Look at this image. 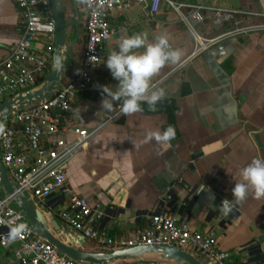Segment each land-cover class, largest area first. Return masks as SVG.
<instances>
[{
  "label": "crops",
  "instance_id": "crops-1",
  "mask_svg": "<svg viewBox=\"0 0 264 264\" xmlns=\"http://www.w3.org/2000/svg\"><path fill=\"white\" fill-rule=\"evenodd\" d=\"M63 1L67 33L73 35L67 41L71 55L65 83L80 66L85 28L81 0H75L78 18L74 0ZM170 1L204 5L231 15L216 24L212 12L204 13L205 21L195 33L204 40H215L204 51H198L193 34L166 4L151 19L143 7L110 16L115 35L94 73L93 86L72 101L71 112L65 116L69 125L91 134L67 163V185L76 198L103 215L99 230L108 239H129L136 231L148 228L154 214L168 209L193 232L212 230L217 248L233 254L237 263L256 264L258 254L264 253V199L257 200L250 192L228 216L218 207L224 199H234L232 188L241 181L240 169L254 158L264 159V31L225 36L240 29L241 23L264 24V0ZM23 29L15 0H0V62ZM143 32L148 33L149 42L166 35L171 47L183 52V66L166 65L153 78V84L166 93L155 110L146 102L142 111L131 115L120 112L117 102H113L112 111L103 110L101 101L106 94L101 86L115 91L118 83L106 66L107 56L118 49L122 37ZM51 67L52 63L36 77L35 85ZM168 126L176 130L170 147L165 149L155 140L144 142L148 131L162 132ZM63 139L68 144L77 141L71 134ZM202 185L204 191L199 190ZM69 201L55 194L46 200L45 208L55 214ZM54 220L64 237L80 240ZM84 248L110 250L86 242ZM5 255L11 252L0 249V264H4ZM193 256L201 263L205 259Z\"/></svg>",
  "mask_w": 264,
  "mask_h": 264
},
{
  "label": "built area",
  "instance_id": "built-area-1",
  "mask_svg": "<svg viewBox=\"0 0 264 264\" xmlns=\"http://www.w3.org/2000/svg\"><path fill=\"white\" fill-rule=\"evenodd\" d=\"M15 2L21 12L24 29L8 56L0 62V104L36 89V77L42 76L47 65L52 63L55 26L50 0ZM162 4L170 6L178 22L193 34L198 51H204L215 41L204 40L195 33V28L205 21L204 13L212 12L216 24H221L231 15V12L204 5L175 4L170 0H91L90 4L82 3L85 45L77 72L53 97L24 104L18 113L8 118L0 136V162L16 192L33 202L44 219L46 216L50 220L57 218L86 243L109 249L168 246L202 255L205 258L203 264H246L237 263L233 254L219 250L212 230L193 232L168 209L154 214L149 227L136 231L129 239H108L99 230L103 215L85 200L76 198L67 185V163L89 141L91 134L69 125L65 116L71 112L72 101L93 86L94 73L115 35L109 25L110 16L133 7H143L146 17L151 19L159 13ZM253 29L264 31V26L237 29L225 36H240ZM70 134L77 137L75 143L64 141L63 136ZM55 194L70 201L64 210L54 214L45 209V202ZM0 249L11 252V255H5L4 264H82L60 254L38 237L21 210L3 197L0 198ZM118 264L170 263L140 261Z\"/></svg>",
  "mask_w": 264,
  "mask_h": 264
},
{
  "label": "water",
  "instance_id": "water-1",
  "mask_svg": "<svg viewBox=\"0 0 264 264\" xmlns=\"http://www.w3.org/2000/svg\"><path fill=\"white\" fill-rule=\"evenodd\" d=\"M74 13L78 18L76 2L73 1ZM54 21V44L52 67L43 83L36 89L7 99L0 104V136L12 114L18 113L24 104L42 102L53 97L64 84L65 73L71 55L67 45V23L62 0H50ZM78 19H76V28ZM0 189L3 198L8 199L13 207L21 210L33 232L60 254L82 264H118L140 261H163L170 264H203L193 255L168 246H140L110 250H88L82 239L64 237L58 223L44 219L36 205L22 193H17L0 162ZM256 264H264V253H259Z\"/></svg>",
  "mask_w": 264,
  "mask_h": 264
},
{
  "label": "clouds",
  "instance_id": "clouds-1",
  "mask_svg": "<svg viewBox=\"0 0 264 264\" xmlns=\"http://www.w3.org/2000/svg\"><path fill=\"white\" fill-rule=\"evenodd\" d=\"M82 3H91V0H81ZM144 49L143 52L135 50ZM183 52L173 49L166 35L158 36L154 42L148 41V33H136L120 39L118 49L113 50L105 61L112 77L118 81L113 91L109 86H101L102 94H106L101 101V108L112 111L113 102L119 104V110L125 115L142 111V103H147L150 110L165 96V90L153 84V78L166 65L182 67ZM92 58V57H91ZM90 58V59H91ZM176 137V130L168 126L164 131H148L144 142L155 140L167 149ZM241 181L232 188L234 199H224L218 211L225 216L230 215L234 207L243 203L248 194H254L257 200L264 199V159L254 158L240 169ZM204 191L202 185L199 189Z\"/></svg>",
  "mask_w": 264,
  "mask_h": 264
},
{
  "label": "rangeland",
  "instance_id": "rangeland-1",
  "mask_svg": "<svg viewBox=\"0 0 264 264\" xmlns=\"http://www.w3.org/2000/svg\"><path fill=\"white\" fill-rule=\"evenodd\" d=\"M63 1V0H62ZM63 6H64V13L66 14V12H67V9H66V6H65V3H64V1H63ZM239 24V23H238ZM252 26H254V25H247V24H245V23H241L240 25H239V28L240 29H244V30H246V29H248V28H251ZM256 26H264V24H259V25H255L254 27H256ZM73 39V35H72V33H67V41L69 42V40H72ZM3 197V194H2V191H1V189H0V198H2ZM46 209V208H45ZM98 251V250H97ZM191 254H193V253H191ZM194 255V254H193Z\"/></svg>",
  "mask_w": 264,
  "mask_h": 264
},
{
  "label": "trees",
  "instance_id": "trees-1",
  "mask_svg": "<svg viewBox=\"0 0 264 264\" xmlns=\"http://www.w3.org/2000/svg\"><path fill=\"white\" fill-rule=\"evenodd\" d=\"M44 79H45V77L42 80H40L34 87H38L40 84H42Z\"/></svg>",
  "mask_w": 264,
  "mask_h": 264
},
{
  "label": "bare ground",
  "instance_id": "bare-ground-1",
  "mask_svg": "<svg viewBox=\"0 0 264 264\" xmlns=\"http://www.w3.org/2000/svg\"><path fill=\"white\" fill-rule=\"evenodd\" d=\"M45 220L48 221V222L51 221L49 217H47ZM69 236H70V235H67V237H69ZM76 241H77V240H76Z\"/></svg>",
  "mask_w": 264,
  "mask_h": 264
}]
</instances>
